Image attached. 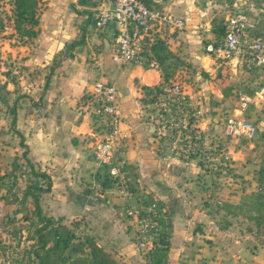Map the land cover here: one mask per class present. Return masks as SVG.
I'll return each instance as SVG.
<instances>
[{
    "label": "rangeland",
    "instance_id": "374dc122",
    "mask_svg": "<svg viewBox=\"0 0 264 264\" xmlns=\"http://www.w3.org/2000/svg\"><path fill=\"white\" fill-rule=\"evenodd\" d=\"M47 1L38 0L37 18ZM62 1L63 12L87 11L82 18L84 20L76 22V25L89 24L88 30L101 32L94 24V15L99 6L106 4L104 0ZM255 1L257 5L261 4L260 0ZM13 6V0H0V146H5L6 150L0 151V171L4 173L3 184L0 185V264H34L32 223L36 217L32 214L29 198L24 202L18 201L26 181L35 178L45 185V179L33 175L25 156L21 155L23 148L19 146L15 132L16 116L12 123L10 108H14V115L20 109L26 121L30 113L40 114L46 75L63 51H56L51 59L42 63H26V57H35L37 51L34 49L47 37H20L13 28ZM255 11L250 10L249 13ZM42 21L45 26L47 21ZM199 40L202 44L204 39ZM170 46L177 60L165 82L178 81L191 95L188 101L200 122L204 149L200 156H195V160L202 174L207 173L206 178L202 174L193 176L192 190L189 188L191 194L185 199L180 197L183 207L190 206L187 214L184 215L182 209L175 212L178 202L174 193H164L160 182L148 174L137 178L128 165L124 183L128 194L124 198L120 196L114 181L113 189H110L119 198L115 205L121 208V213L114 218L123 222L122 226L96 230L82 225L73 213L50 215L43 206L46 201L44 195L40 197L42 212L58 217L77 235H92L96 243L126 264H149L150 251L164 245V241L167 242L163 254L166 264H264V92L261 95L253 92L258 83L257 75L250 70L237 72L230 86L224 82L228 78L225 75L222 78L226 80L219 77L220 83L207 74L202 75L201 81L196 77L201 70L193 62L195 50H185L172 43ZM218 88L223 93L221 97L217 94ZM240 92L252 96L242 112V116L256 125V131L250 138L227 137L214 126L233 113ZM148 105L151 108L150 103ZM15 143L18 149L10 154L9 149ZM14 156L19 166L14 174L18 178L14 185H10ZM33 166L41 170L38 164L33 163ZM99 166L102 176L106 177L105 167ZM129 208L134 212L126 213ZM151 225H154L152 231L149 230Z\"/></svg>",
    "mask_w": 264,
    "mask_h": 264
},
{
    "label": "crops",
    "instance_id": "0c3cea01",
    "mask_svg": "<svg viewBox=\"0 0 264 264\" xmlns=\"http://www.w3.org/2000/svg\"><path fill=\"white\" fill-rule=\"evenodd\" d=\"M151 1L154 6L184 19L183 27L165 30L161 35L173 53L175 51L171 49L170 43L185 50H195L193 62L201 70L196 74L199 80L203 81L202 75L207 74L220 83L225 75L227 80H221H226L224 82L230 86L237 72H249L240 61L236 66H217L210 55L205 53L203 45L214 38L212 23L219 18L224 22L237 9H248L253 22L250 32L253 33L255 24L259 25L260 31H263L261 36L264 37L261 21L264 18V0H260L262 5H257L255 0ZM62 2L47 1L45 9L37 18L36 26V35H45L47 39L34 49L37 51L35 57L29 55L25 60L28 64L42 63L51 59L56 51H63L49 72L47 85L42 92L41 112L36 116V113L32 115L29 110L27 121L20 109L15 115L16 129L26 145V157L38 164L51 179L49 190L41 193V197L46 196L44 209L50 215L73 213L82 225L96 230L123 224L114 218L121 213V208L115 205L119 198L110 192L114 183L103 185L101 166L90 152V145L98 132L97 122L90 111L92 84L96 79H106L113 81L116 87L119 127L125 132L121 141L125 167L128 165L132 174L133 169L137 178L148 174L154 181L160 182L164 193H174L178 202V210L175 209V212L182 209L186 215L190 206L183 207L180 197L184 196L185 199L191 194L189 188H192L193 176H199L203 171L195 158H180L171 154L162 148L163 141L157 138L154 110L146 101L143 87H153L163 82L161 71L146 68L136 61L119 63L113 57V27L106 25L100 29L101 32L93 33L88 30L89 24L81 23L78 26L75 23L84 20L82 18L87 11L63 12ZM103 2L107 4L109 0ZM250 10L256 11L250 14ZM43 19L47 21L45 26L41 22ZM199 39H204L202 44ZM204 55L208 56V60L207 65L202 66ZM217 94L220 97L223 95L219 88ZM10 148V154H14L18 146L15 143ZM0 151L6 152L5 146H0ZM202 177L206 178L207 173H203ZM182 193L185 195H180ZM120 196L125 197L121 193Z\"/></svg>",
    "mask_w": 264,
    "mask_h": 264
},
{
    "label": "built area",
    "instance_id": "2783aa9c",
    "mask_svg": "<svg viewBox=\"0 0 264 264\" xmlns=\"http://www.w3.org/2000/svg\"><path fill=\"white\" fill-rule=\"evenodd\" d=\"M247 10L237 9L230 14L223 22L225 33L221 40L217 43H214L215 39L208 40L203 48L219 67L236 66L240 61L242 67L254 72L258 83L253 92L261 95L264 92V37L250 32L253 22ZM94 18V24L100 29L106 25L114 29V59L121 64L136 61L157 70L158 63L145 45L151 41L154 32L161 33L184 25L182 17L148 5L144 0H109V3L99 6ZM90 95V111L98 125L97 135L90 145L91 155L105 167L107 176L118 185L119 193L126 196L127 170L121 155L125 132L119 127L115 84L110 80L96 79ZM251 97L238 93L233 113L219 125L214 124L224 136L250 138L254 135L255 123L242 116ZM188 98L189 94L178 81H164L151 93L149 101L154 110L155 133L163 141L162 148L180 158H196L204 152L201 125ZM132 212L134 209H126V213Z\"/></svg>",
    "mask_w": 264,
    "mask_h": 264
},
{
    "label": "trees",
    "instance_id": "16d2710c",
    "mask_svg": "<svg viewBox=\"0 0 264 264\" xmlns=\"http://www.w3.org/2000/svg\"><path fill=\"white\" fill-rule=\"evenodd\" d=\"M148 5L154 6L151 0H144ZM13 28L20 37L32 38L36 35V24L38 22L36 10L38 6V0H13ZM95 21V18H94ZM264 23V19L261 20ZM263 26V24H262ZM262 28V27H261ZM212 30L214 33L215 41L217 43L221 40L225 33L223 26V20L217 19L212 23ZM254 34L262 35L263 31H260L259 25H254L252 30ZM162 33H155L151 41L145 46L150 50L152 57L157 61L159 70L161 71L163 82L169 75L170 70L174 67L177 60L176 54L169 50L165 37ZM143 52H146L143 50ZM181 62V61H180ZM51 72V70H50ZM49 78V73L46 75L45 87ZM161 82V83H163ZM160 83V84H161ZM159 84L151 87L145 85L144 93L147 96L146 101H150L151 93ZM12 110L11 122H14V108ZM18 135V144L22 147L21 155L25 158L26 164L29 165V170L33 175L42 177L45 179V185L40 183L38 179L32 181H26L18 202H24L27 198L32 203V214L36 217L33 228L34 245L31 249L32 259L34 264H126L124 262L116 260L107 250L96 243L92 235L88 233H82L77 235L71 228L67 227L59 221V218H54L43 214L40 203L41 193L47 192L51 185V179L48 173L44 170H37L34 168L33 163L26 157V145L23 142V136L16 129ZM12 179L9 181L10 185L15 184L17 175H15V168L19 167L17 163V157L14 156L12 161ZM37 170V171H36ZM4 173L0 171V185L3 184ZM113 183V179L106 176L104 177V184ZM1 195V194H0ZM19 211V210H18ZM27 218V217H26ZM31 222V221H30ZM154 225L150 226L149 230H153ZM166 243L164 245L153 248L149 255V264H166L163 254L166 250Z\"/></svg>",
    "mask_w": 264,
    "mask_h": 264
},
{
    "label": "water",
    "instance_id": "95a60500",
    "mask_svg": "<svg viewBox=\"0 0 264 264\" xmlns=\"http://www.w3.org/2000/svg\"><path fill=\"white\" fill-rule=\"evenodd\" d=\"M207 60H208V56L207 55H204L201 59V64L202 66H205L207 65Z\"/></svg>",
    "mask_w": 264,
    "mask_h": 264
}]
</instances>
